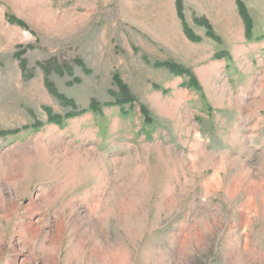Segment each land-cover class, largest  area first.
Here are the masks:
<instances>
[{
  "label": "rangeland",
  "instance_id": "1",
  "mask_svg": "<svg viewBox=\"0 0 264 264\" xmlns=\"http://www.w3.org/2000/svg\"><path fill=\"white\" fill-rule=\"evenodd\" d=\"M177 1L0 0V264H264V0Z\"/></svg>",
  "mask_w": 264,
  "mask_h": 264
},
{
  "label": "trees",
  "instance_id": "2",
  "mask_svg": "<svg viewBox=\"0 0 264 264\" xmlns=\"http://www.w3.org/2000/svg\"><path fill=\"white\" fill-rule=\"evenodd\" d=\"M177 3H178V7H177L178 15L183 22L184 29H185L187 35L191 36V30H190L188 24L185 22V19H184V14L182 11V6H181V0H178ZM248 22H250L249 19H248ZM249 25L250 24H247L248 27H249ZM159 65L160 66H166L173 73H177V74L188 73L190 75V78H191L190 80L192 81L193 86L199 87V84L197 82V78L195 77V75L192 74V72L189 69L183 67L182 65H178V64L173 63V62H161V63H159ZM115 81L121 89L120 94L118 95V100L116 101V104L120 103V105H124V104L129 103V102L132 103L133 98L130 94L129 87L126 86L121 81L119 76H116ZM98 106H99V104L96 102V100H93L92 101V108L97 109ZM56 118H57V116H54L52 119L56 120Z\"/></svg>",
  "mask_w": 264,
  "mask_h": 264
}]
</instances>
